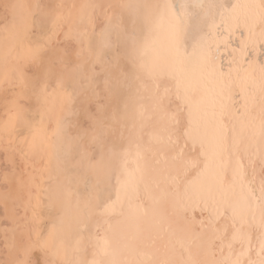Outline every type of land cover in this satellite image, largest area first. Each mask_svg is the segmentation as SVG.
<instances>
[{"label":"snow or ice","instance_id":"6c2138e0","mask_svg":"<svg viewBox=\"0 0 264 264\" xmlns=\"http://www.w3.org/2000/svg\"><path fill=\"white\" fill-rule=\"evenodd\" d=\"M0 264H264V0H0Z\"/></svg>","mask_w":264,"mask_h":264}]
</instances>
